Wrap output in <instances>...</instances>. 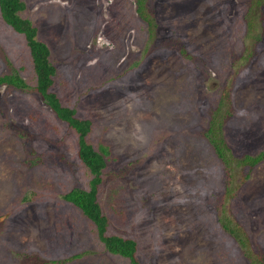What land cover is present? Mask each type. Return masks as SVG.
<instances>
[{
    "label": "rangeland",
    "instance_id": "1",
    "mask_svg": "<svg viewBox=\"0 0 264 264\" xmlns=\"http://www.w3.org/2000/svg\"><path fill=\"white\" fill-rule=\"evenodd\" d=\"M22 1L55 68L50 89L89 119L85 140L107 147L106 233L132 238L138 264H264V157L229 177L204 135L216 116L231 157L264 148V0H145L151 30L134 0ZM5 72L28 87L0 84V264H129L62 199L91 175L0 17Z\"/></svg>",
    "mask_w": 264,
    "mask_h": 264
},
{
    "label": "trees",
    "instance_id": "2",
    "mask_svg": "<svg viewBox=\"0 0 264 264\" xmlns=\"http://www.w3.org/2000/svg\"><path fill=\"white\" fill-rule=\"evenodd\" d=\"M135 11L148 29L154 25L153 17L149 13L145 0H134ZM24 8L22 0H0V17L15 32L22 34L28 48L32 69L34 72V84L32 89L39 94L42 101L53 111L55 116L65 122L76 133L77 149L76 154L84 164L91 177L88 180V187H72L61 194L62 199L76 206L80 212L94 225L96 236L104 248L112 253L126 258L129 264H138L135 258L136 243L132 238L123 237L117 234L106 233V216L101 212L96 200V186L101 180V169L105 164L104 155L108 154L107 147L98 144L96 148L85 140V135L90 128V121L87 118L75 116L72 107L62 105L56 94L50 89L52 77L55 72L53 64L49 60L47 45L36 36V27L27 17L21 16L20 11ZM0 84L13 86L19 89H26L27 83L17 73L5 72L0 74ZM220 123L216 116L208 123L204 135L207 137L215 155L222 162L226 173L230 177L234 166H253L264 157V148L254 154L244 153L240 157H231L229 149L220 135ZM221 226L229 232L236 242L243 249L244 254L252 258L246 234L235 223H228L221 220ZM79 253L71 257H79Z\"/></svg>",
    "mask_w": 264,
    "mask_h": 264
}]
</instances>
